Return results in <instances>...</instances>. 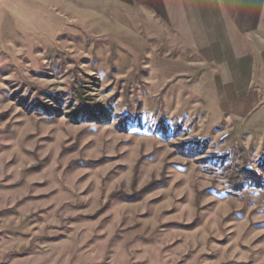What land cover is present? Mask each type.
<instances>
[{"label": "rangeland", "instance_id": "rangeland-1", "mask_svg": "<svg viewBox=\"0 0 264 264\" xmlns=\"http://www.w3.org/2000/svg\"><path fill=\"white\" fill-rule=\"evenodd\" d=\"M194 7L0 0V264H264V60L208 61Z\"/></svg>", "mask_w": 264, "mask_h": 264}, {"label": "crops", "instance_id": "crops-1", "mask_svg": "<svg viewBox=\"0 0 264 264\" xmlns=\"http://www.w3.org/2000/svg\"><path fill=\"white\" fill-rule=\"evenodd\" d=\"M189 3L196 6L186 18L190 35L203 39L199 51L208 54V61L232 62L236 69L234 77L245 85L253 84L251 75L256 63L264 60V0H189ZM204 4L206 16L198 12Z\"/></svg>", "mask_w": 264, "mask_h": 264}, {"label": "trees", "instance_id": "trees-1", "mask_svg": "<svg viewBox=\"0 0 264 264\" xmlns=\"http://www.w3.org/2000/svg\"><path fill=\"white\" fill-rule=\"evenodd\" d=\"M241 170V175H238L235 173L232 182L233 187L239 191L242 187L245 185H255L260 187L262 185V181L260 180V175L256 173L255 170Z\"/></svg>", "mask_w": 264, "mask_h": 264}, {"label": "built area", "instance_id": "built-area-1", "mask_svg": "<svg viewBox=\"0 0 264 264\" xmlns=\"http://www.w3.org/2000/svg\"><path fill=\"white\" fill-rule=\"evenodd\" d=\"M228 137H229V134L226 133V134H222V136L220 137V139H221L222 141H224V140H226Z\"/></svg>", "mask_w": 264, "mask_h": 264}]
</instances>
